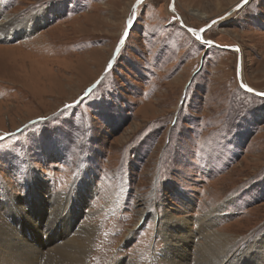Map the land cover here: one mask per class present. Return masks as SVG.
Masks as SVG:
<instances>
[{
  "label": "rangeland",
  "instance_id": "rangeland-1",
  "mask_svg": "<svg viewBox=\"0 0 264 264\" xmlns=\"http://www.w3.org/2000/svg\"><path fill=\"white\" fill-rule=\"evenodd\" d=\"M238 1L0 0V216L17 226L14 204L69 201L43 224L58 233L79 212L72 233L94 227L84 264H203L212 231L221 264H264V97L240 87L237 52L177 18L197 30ZM203 35L238 46L264 92V0Z\"/></svg>",
  "mask_w": 264,
  "mask_h": 264
},
{
  "label": "bare ground",
  "instance_id": "bare-ground-1",
  "mask_svg": "<svg viewBox=\"0 0 264 264\" xmlns=\"http://www.w3.org/2000/svg\"><path fill=\"white\" fill-rule=\"evenodd\" d=\"M249 1L250 0H241V1L239 0L238 2L233 4L230 9H228L225 17L215 20L214 23H216L219 20H223L227 16L228 17L231 16L233 13H235L236 10H240L243 7H245ZM203 16L205 17V15ZM46 24H47V16L43 12H40L38 14L35 13L34 18L30 17L26 22H24V26L26 28L25 31L26 34H23V32L12 31L11 33L8 34L7 37L12 39L19 34L27 35L31 33V31L33 32L40 27L46 26ZM203 33L204 32H202V39L204 38ZM195 34L197 35L196 32ZM204 40L207 39L204 38ZM54 201L55 200L52 199L50 202H46L42 198H40L39 195V198L36 201H34L33 204L30 205V207L26 209H23L21 205L18 203L14 204L15 206V208H13L14 213L13 216H11L10 221L11 222L16 221L17 226L16 223L12 224L10 222H7L5 218L3 219V217L0 216L2 218V220L0 218V264H84L85 263L91 245V236L93 234L94 227L93 226L77 227L75 228L76 231L72 233L71 231L72 228H70L71 223L74 222L76 215L79 214V212L76 213L74 212L72 215H70L71 218L69 217L70 220H68L66 224L61 223V228L59 229L58 233L49 230L53 227L54 224L50 225V227L48 226L49 229L45 230L43 223L52 219L53 212L58 210L61 205H66L65 208L67 210L68 209L67 206L70 204L69 201H64V200L59 202H54ZM13 209H11L10 212H12ZM43 216L45 217V219H43ZM218 217H219L218 214H214L210 217V219L201 222L200 224L201 232L206 233L209 230V228L212 227L211 225L218 219ZM40 220H42V224H43V225L39 224L41 226V229L38 225ZM170 220L171 223L176 224L177 229H175V231L179 233V235H181V232L188 233L190 231V223H193L190 222L189 219L179 220L174 215H171ZM167 223L169 225L168 220ZM21 224H24V226H28L27 232L28 235H30L31 240H29L27 235L26 236L24 234L21 235L22 232L18 230V228L21 227ZM16 230L19 231V234L16 232ZM62 232H64L66 238L64 239V242L63 241L61 242V240H63V237L61 236ZM46 236L48 240H44ZM226 237L227 236L225 234H221L219 232H214V231H212L210 235L206 234L205 239L208 238L209 241L206 243L207 246L201 248L200 253L203 259H205L204 256H207L209 259L205 261L203 264H221L222 262L225 261L224 259H226L225 258L226 255L224 256V254L225 251L228 249V247L223 240ZM176 249L180 251L179 246L178 247L176 246ZM211 252L214 254V257H216L217 259L213 258ZM248 260L249 259L247 258L241 264H246ZM251 260L252 263L259 264L260 263L259 261L261 260V256L260 257L257 256L256 258H252Z\"/></svg>",
  "mask_w": 264,
  "mask_h": 264
},
{
  "label": "water",
  "instance_id": "water-1",
  "mask_svg": "<svg viewBox=\"0 0 264 264\" xmlns=\"http://www.w3.org/2000/svg\"><path fill=\"white\" fill-rule=\"evenodd\" d=\"M174 1L172 0L171 5H170V9L173 11L174 10ZM174 12V11H173ZM177 18L179 19L181 25L187 29L189 32H191L192 34H194L195 38L200 42H203L207 45V47H211V46H216L220 49L223 50H227V51H234L237 52L238 54V60H237V79H238V83L240 85V87L242 88V90L255 94L258 97H264V92L259 91L254 89L253 87H250L249 85L245 84V82L243 81V55L241 50L239 49L238 46L236 45H219L217 43H215L214 41L211 40H204V38L202 39V32H205L208 28H210L211 26H213L214 21L210 22L207 26L201 27L200 29H193L190 28L189 26L185 25L184 22L181 20V17L178 15ZM195 32L197 33V35L195 34ZM201 63L203 64V59L201 60Z\"/></svg>",
  "mask_w": 264,
  "mask_h": 264
}]
</instances>
